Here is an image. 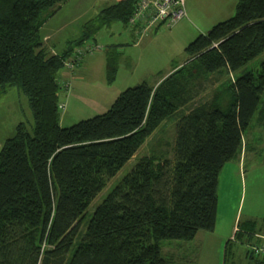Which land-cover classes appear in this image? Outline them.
<instances>
[{
	"label": "trees",
	"instance_id": "1",
	"mask_svg": "<svg viewBox=\"0 0 264 264\" xmlns=\"http://www.w3.org/2000/svg\"><path fill=\"white\" fill-rule=\"evenodd\" d=\"M63 1L0 0V95L16 87L32 119L19 121L0 147V264H171L160 241L214 229L219 172L239 152L254 114L264 115V59L234 75L264 52V0H235L234 15L191 40L184 62L156 85L127 86L106 111L69 125L59 123L62 68L69 60L80 64L76 49L94 43L99 29L114 22L130 28L136 0L104 5L51 53L41 29ZM119 53L116 45L105 48L107 82ZM222 68L232 76L222 96L197 101L200 79ZM174 117L172 157L138 158L77 239L91 201ZM261 223L239 221L230 239L263 243ZM245 256L264 264L253 246Z\"/></svg>",
	"mask_w": 264,
	"mask_h": 264
},
{
	"label": "rangeland",
	"instance_id": "2",
	"mask_svg": "<svg viewBox=\"0 0 264 264\" xmlns=\"http://www.w3.org/2000/svg\"><path fill=\"white\" fill-rule=\"evenodd\" d=\"M115 1L117 0H64L46 20L47 23L45 21L46 28L57 27L60 30V38H73L80 33V28L101 7ZM185 11L184 18L170 26L161 24L158 28L147 29L145 32L140 31L141 33L135 35L130 33L128 26H123L119 22H114L110 31L105 27L99 29L94 43L100 45L101 49L97 52L85 53L80 60L79 65L82 64L83 59V63L87 61L84 64L86 80L90 82L94 80V75L97 73L96 65L98 66L102 61L100 57L105 55L104 45L118 40L124 42L120 57L117 59L115 78L109 85L122 88L134 85L141 80L153 84L170 67L181 61L184 62L186 45L199 33L206 32L215 23L234 15L235 0H185ZM112 29L114 33H111ZM42 32L45 34L44 30ZM52 38L54 37L50 38L51 41ZM263 59L264 52L235 71L234 75L242 74L247 70H255ZM74 64L75 62H72V66H64L61 75L66 70L69 74L77 72L80 67L77 68L79 65L74 67ZM92 65L96 68L95 72L92 71ZM220 72L219 75L211 74L207 78L200 79V93L197 101L212 100L215 94L218 98L222 96L225 81L227 78L231 79L232 76L228 75L224 68ZM71 78L72 76L70 81ZM218 82H224L223 88L222 86L216 88L215 85ZM68 84L71 88L74 85ZM64 86L66 87L65 83ZM83 86L81 84V89L67 96L68 98L65 92L60 91L58 100L63 105L59 110L61 123L64 124L68 122L67 120L76 122L96 114L92 111L94 103L84 96V93H88V87ZM66 93L70 94L68 91ZM108 104L101 103L99 109L105 108ZM66 112L71 117H65ZM175 120L176 117L160 124L135 154L108 180L106 186L88 206L86 216L80 223L77 239L83 233L85 224L95 207L121 177L129 172L138 158L148 154L172 157V130ZM19 121L31 122V112L26 96L13 87L0 95V147L7 137L13 135L15 125ZM259 124L254 116L244 131L243 139H248L246 154L239 155L238 153L227 161L219 172L214 229L212 231L200 229L193 238L187 240L163 239L160 241L161 252L171 264H254L246 258L245 250L247 247H254L255 243L241 244L230 238L236 229L233 223L237 212L240 221L250 218L261 223L264 218V132L259 130L257 126ZM245 227L256 229L258 224L252 226L247 224ZM260 235L264 240V231Z\"/></svg>",
	"mask_w": 264,
	"mask_h": 264
},
{
	"label": "crops",
	"instance_id": "3",
	"mask_svg": "<svg viewBox=\"0 0 264 264\" xmlns=\"http://www.w3.org/2000/svg\"><path fill=\"white\" fill-rule=\"evenodd\" d=\"M46 23H47V21H46ZM46 23L42 26V29H41L42 31L43 30L45 31V34H43V32L41 33V35H42V38H41L42 39V45L44 47H46V49L49 52L53 53L55 51H58L59 49H61L65 45V42L67 41V38H60V30L57 27L54 28V27L50 26V27L46 28ZM112 24L110 26H108V27H105V28L108 29V31H110V28H111ZM55 29H57V30H55ZM113 30L114 29L111 30V33H114V32H112ZM47 31H52V32L50 33V32H47ZM130 33L134 34V35L138 34V32H136L135 30H131V29H130ZM50 34H53V35H50ZM52 36L54 38H52L53 40L51 41L50 38ZM95 39H97L96 35H95ZM123 42L124 41L119 42L118 40H113L109 44H105L103 48H105L107 46H115L116 45V48L121 53ZM104 53H105V51H104ZM120 53H119L118 57H120ZM83 60L81 62L82 64L77 66V68L80 67L77 70V72H75V73L72 72L71 74H69L67 72V70L65 72H62L63 75H61V77H60V80H61L60 91H62L63 93L65 92V95L67 97V96H70L71 94H73L74 92H76L77 90L81 89V84L84 85L83 87H88V91H87L88 93H84V96L86 98H90L92 100V102L94 103V106L92 107V109H94V110H92V111L94 113H96V114L97 113H102V112L106 111L109 108V106L111 104H108V103H112L113 100L116 98V96L119 94V92L125 86H123L122 88L113 87V86L109 85L110 82H107L106 77H105L106 55L103 54L102 57H100V60H102V61L100 62V64H98V66L96 65L97 73H96V75H94V78H93L94 80L92 82H90V80H86L87 79V75L84 73V69H85L84 68L85 67L84 64L87 61H84V63H83ZM181 63H183V62L181 61V62L175 64L174 66L170 67L169 70L165 74L160 76L157 80H155L153 82V84L156 85L159 81H161V79L164 76H166L168 73H170L176 66L180 65ZM96 68H95V66L92 65V71L93 72H95ZM71 76H72V78H71V81H70V77ZM141 81H143V80H141ZM64 83L66 84V87L64 86ZM68 83H70V84L72 83V85L74 84L72 86V88H71V86H69ZM78 84H79V86H78ZM95 84H97V85H95ZM60 91H59V93H60ZM67 91L70 92V94L66 93ZM18 93L19 92H17V94ZM101 103H105V104H108V105L105 108L99 109V105ZM64 106H65V103H64ZM254 116H256L257 120L260 123L259 125H257L258 128H260L259 130H261V132L262 131L264 132V115L262 116V115L259 114V116H258V113H255ZM65 117H71V115H69L68 112H66L65 113ZM67 121L68 122H66L64 124L61 123L60 121H59V123L61 125H69V124L73 123L75 120L74 121L67 120ZM243 136H244V133L242 134V146H241V148H240V150L238 152L239 155H241L242 153H243V155H245L246 151H247L248 139H246V138L243 139ZM235 215H236V217L234 219V223L233 224L236 225L235 226V228H236L237 227V223L240 220H238V217H239V216H237L238 212ZM248 219H250V218H248ZM260 227L264 230V223H261Z\"/></svg>",
	"mask_w": 264,
	"mask_h": 264
},
{
	"label": "built area",
	"instance_id": "4",
	"mask_svg": "<svg viewBox=\"0 0 264 264\" xmlns=\"http://www.w3.org/2000/svg\"><path fill=\"white\" fill-rule=\"evenodd\" d=\"M186 15L185 0H136L134 10L129 18L130 28L138 25V32H145L147 29H154L161 24L170 26L181 20ZM137 31V30H136ZM101 49L100 45L86 42L82 47L76 49L77 59L88 52H97ZM72 66V61L66 62L65 66ZM62 108V103L59 104ZM264 243L254 245L256 253L264 254Z\"/></svg>",
	"mask_w": 264,
	"mask_h": 264
}]
</instances>
